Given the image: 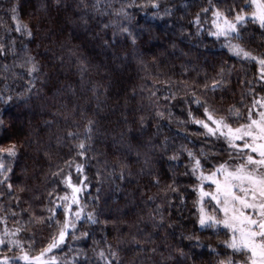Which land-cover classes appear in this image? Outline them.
I'll list each match as a JSON object with an SVG mask.
<instances>
[{
	"label": "trees",
	"instance_id": "trees-1",
	"mask_svg": "<svg viewBox=\"0 0 264 264\" xmlns=\"http://www.w3.org/2000/svg\"><path fill=\"white\" fill-rule=\"evenodd\" d=\"M126 2L84 0L89 5L85 10L81 0H61L59 4L56 0H0V43L6 48V54L0 55V97H12L8 103L0 101V114L6 121L0 127V144L21 145L14 173L10 174L11 194L6 187H0L4 193L0 196V217L7 219L11 231L21 226L24 230L19 233L20 240L26 248L31 242V252L38 254L55 233L56 224L49 227L31 223L30 215H50L46 210L48 193L55 189L62 196L66 192L60 177L53 175L63 168L65 173H71L74 183L87 177L85 183L89 186L81 193L82 202L88 205L85 212L95 206L100 219L109 218L110 222L106 226L85 224L92 238L80 237L79 232L78 239L66 237L63 250L58 252L59 264H72L77 249L81 261L87 255L89 264H98L97 252L107 250L105 239L114 249H120V264H217L218 257L210 254L207 245L221 250L223 236L197 231L193 214L196 193L192 190L195 179L190 173L183 174L187 155L177 161L168 160V155L183 145L197 154L203 150L206 155L201 159L206 167L227 159L226 144L201 135L205 130L188 115L191 109L193 116L204 119L203 109L186 101L193 99L194 92L201 99L207 98L221 113L235 106L246 115L252 100L264 96L258 66L229 53L221 46L222 39L217 41L207 34V23L199 37L194 35L196 27L192 21L202 7H209L208 0H158L160 16H154L150 6L128 9L127 21L111 15ZM212 2L227 11L232 6H243L246 0ZM13 4L19 6L21 21L33 28L35 39L5 30L15 26L11 13L6 11ZM165 8L170 15L163 14ZM82 15L86 24L79 19ZM207 16L210 20L211 12ZM114 21L125 23L137 36L134 47L125 35H117L115 45L104 47L103 41L112 39L113 33L112 27L104 28V24ZM241 31L243 46L255 55H264V29L249 22ZM10 37L15 38L14 45ZM69 49L88 61L83 81L76 55H71ZM29 56L40 64L34 84L29 83L33 77L28 75L25 63ZM221 67L226 70L228 83L215 92H206L204 83H210ZM250 87L253 91H249ZM29 88L31 91H26ZM174 93L175 99H165ZM157 111L165 113L164 117H158ZM88 119L95 121L94 130L91 140L85 141L86 155L80 157L77 144L87 135ZM69 132L74 135L70 137ZM130 139L134 148L138 142L156 145L140 151L148 152L153 159L152 171L161 177L159 187L147 175L138 174L142 164L136 163L135 150L127 153ZM165 141L167 154L163 150ZM122 160L129 162L133 172L129 177L126 169L123 180L119 168ZM66 161L73 162L71 168ZM77 163L83 165L82 174L76 171ZM173 177L178 190L168 192L166 199L161 189ZM150 196L154 201L148 200ZM156 205L165 212V225L171 222L172 228L151 227L149 217ZM57 211L60 215L56 219L62 220L63 210ZM4 227L0 224V233ZM193 232L200 236L204 247H193L195 241L181 238L182 234ZM149 238L154 242L145 243ZM137 242L146 251L138 252ZM152 248L157 251H150ZM178 248L183 249V257ZM4 255L11 257L13 252L0 247V256Z\"/></svg>",
	"mask_w": 264,
	"mask_h": 264
},
{
	"label": "snow or ice",
	"instance_id": "snow-or-ice-1",
	"mask_svg": "<svg viewBox=\"0 0 264 264\" xmlns=\"http://www.w3.org/2000/svg\"><path fill=\"white\" fill-rule=\"evenodd\" d=\"M60 2L61 0H56L57 4ZM208 3L209 7H202L200 12L195 14L192 21V24L196 27L194 35L199 37L205 31L203 24L207 23L209 25L207 34L215 37L217 41L222 39L221 46L227 48L228 52L234 57L247 62H255L258 66L259 80L264 81V55H255L243 46V33L241 31L249 22L257 23L261 29H264V0H246L243 6H232L227 11L213 4L212 0H208ZM81 5L85 10L89 7L84 3V0H81ZM149 6L154 10V16H160L158 0H127L126 3H121L118 9H114L111 15L122 18V21H127L130 18L128 9L140 8L143 10ZM92 7H95V5ZM6 11L11 13L10 18L15 25L5 29L9 34L15 31L19 37H25L28 40L35 39L33 28L29 24L23 23L17 14L19 12L18 5L13 4ZM209 12H211L210 20L207 16ZM201 13L205 15L202 17ZM163 14L170 15V10L165 8ZM79 19L85 24L87 23L83 15ZM0 27H3V25L0 24ZM109 27L113 29L112 39H105L103 41L104 47L115 45L117 35H125L127 39H130L131 45L135 46L137 36L125 23L114 21L111 24H104V28ZM11 39L14 45L15 38ZM173 47H175V44H173ZM69 52L71 55H76L72 49H69ZM5 54V45L0 43V55ZM59 59L63 63L64 57L61 56ZM76 60L83 81L88 72V61L78 55H76ZM25 63L28 66V75L33 77V80L29 83L34 84L36 74L40 72V64L33 56H29ZM225 71L221 67L217 76L210 83L207 81L204 83L203 89L206 92L209 90L215 92L226 85L228 81ZM182 83L187 87V81ZM248 83L251 84V82ZM26 91H31V89H26ZM93 91L95 95V90ZM249 91H253V89L250 87ZM187 94L189 93L186 92ZM152 95H155V93H152ZM191 95L193 99L186 102L196 104L198 108H202L204 119L193 116V110L191 109L188 112L189 117L193 123L205 130L201 135L222 140L226 144L228 157L212 163L210 167H206L205 162H202L201 159L206 155L203 150L197 154L181 145L179 149H174L171 155H168L170 161L179 160L185 153L187 155L186 171L183 174L188 175L190 173L195 179L192 190L196 193V199L193 201L195 209L193 214L196 217L195 224L198 225L197 231L200 234L210 231L212 236L218 238L223 236L221 250L218 251L216 247L207 245L210 254L218 257L217 264H264V96L260 99L254 98L251 107L246 109L245 115L242 114L240 108L235 106L221 113L207 98L201 99L194 92ZM175 96L174 93L171 97H165V99H175ZM11 100V96L7 100L0 97V101L4 103ZM253 109L257 111L253 112ZM81 115H83V112H81ZM156 115L163 118L165 113L157 111ZM168 116H171V112L168 113ZM233 117H235V120H233ZM5 123L3 115L0 114V127H4ZM94 123V120L88 119L85 126L87 135L77 144V155L80 157L86 155L88 149L85 141L91 140ZM143 123L144 119L141 117V126H143ZM68 135L71 137L74 134L69 132ZM154 147L156 145H152L151 142L147 144L138 142L134 148L130 139L127 145V153L135 150L136 163L142 164L138 174L147 175L150 177L151 183L159 187L161 177L152 171L153 159L148 152L142 154L140 151L143 148L151 150ZM20 148L21 145L16 142L0 144V187H6L9 194H11L13 188L10 174L14 173V164L19 158ZM163 150L167 154L166 141L163 144ZM141 156L143 157L142 160ZM65 163L71 168L73 162L66 161ZM75 167L78 173H83L82 164L77 163ZM119 168L121 180L125 179L126 169L129 177L133 175L130 164L126 160L119 162ZM53 175L59 176L60 182L66 185L70 192L66 191L61 196L53 189L48 193L49 207L46 209L50 215L45 217L31 214L29 222L43 223L49 227L55 222V233L49 237L46 246L38 254H33L30 250L31 242L26 248L19 238V233L24 229L18 225L14 231L9 230L7 219L0 217V224L5 226L3 233H0V247L8 252H13L11 257L7 255L0 256V264H20L21 261H23V264H59L58 252L63 250L62 246L66 244V237L70 236L72 239H78L77 232H79L80 237L92 238V232L84 228L85 224H103L106 226L110 222L109 218L100 219V214L95 211V206H93L92 211L85 212L88 205L82 202L81 193L89 186L85 183L86 176L74 183L71 173H65L63 168H58ZM20 190L23 191L24 189L21 188ZM177 190L178 185L175 177L172 178L171 183H165L163 189H161L165 193L166 199L168 192H176ZM2 195L4 193L0 192V196ZM53 196H55V199L52 198ZM148 200L154 201V197L150 196ZM171 206V200H169V207ZM57 209L63 210L62 220L56 219L60 215ZM12 215L15 216L16 213L13 212ZM149 219L153 229L159 230L165 227L172 228L173 226L171 222L165 225V212L161 210L160 205H156ZM101 231H104V229L101 228ZM181 238L195 241L193 247H204L200 243V236L196 232L188 235L182 234ZM132 239L135 241L136 236H133ZM153 242L151 238L145 241V243ZM104 243L107 244V250L100 249L97 252L98 264H120L118 259L120 249L118 247L114 249L111 244L107 243L106 239ZM137 245L136 250L138 252L146 251L139 242H137ZM76 251L78 255L73 257L72 264H89L87 255H84V259L81 261L79 259L80 250L77 249ZM150 251L156 252L157 249L152 248ZM177 251L181 257L185 255L182 248H178Z\"/></svg>",
	"mask_w": 264,
	"mask_h": 264
},
{
	"label": "rangeland",
	"instance_id": "rangeland-1",
	"mask_svg": "<svg viewBox=\"0 0 264 264\" xmlns=\"http://www.w3.org/2000/svg\"><path fill=\"white\" fill-rule=\"evenodd\" d=\"M261 82H262V83H263V85H264V81H261ZM261 97H262V96H261ZM261 97H258V99H260ZM255 111H257V110L255 109ZM66 191H67V192H70V190H69V189H67V188H66Z\"/></svg>",
	"mask_w": 264,
	"mask_h": 264
}]
</instances>
